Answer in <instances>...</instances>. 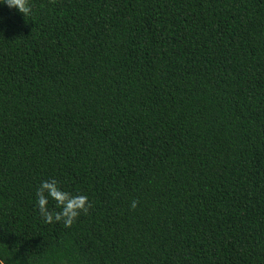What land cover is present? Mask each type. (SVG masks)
I'll return each instance as SVG.
<instances>
[{"label": "trees", "instance_id": "obj_1", "mask_svg": "<svg viewBox=\"0 0 264 264\" xmlns=\"http://www.w3.org/2000/svg\"><path fill=\"white\" fill-rule=\"evenodd\" d=\"M31 3L0 4L6 264H264V0Z\"/></svg>", "mask_w": 264, "mask_h": 264}, {"label": "clouds", "instance_id": "obj_2", "mask_svg": "<svg viewBox=\"0 0 264 264\" xmlns=\"http://www.w3.org/2000/svg\"><path fill=\"white\" fill-rule=\"evenodd\" d=\"M0 4L15 8L23 17L33 11L31 0H3ZM136 203L133 199L129 207L135 208ZM35 205L44 224H62L64 228H70L81 213H87L91 202L87 195L66 191L57 179L48 178L42 179L35 189ZM9 258L0 257V264H6Z\"/></svg>", "mask_w": 264, "mask_h": 264}]
</instances>
